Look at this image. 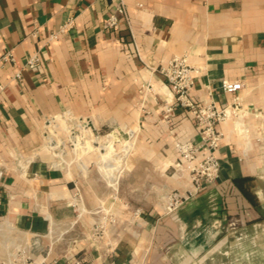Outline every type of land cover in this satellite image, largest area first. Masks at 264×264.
<instances>
[{"label": "crops", "instance_id": "1", "mask_svg": "<svg viewBox=\"0 0 264 264\" xmlns=\"http://www.w3.org/2000/svg\"><path fill=\"white\" fill-rule=\"evenodd\" d=\"M112 14L114 30L104 26ZM8 51L14 65L0 64V223L31 237L62 228L59 254L73 258L56 264H221L225 223L257 215L262 202L264 0H0V57ZM35 52L41 64L30 69ZM180 56L195 69V105L223 108L236 96L241 109L218 125L219 177L198 192L173 168L174 143L197 141L194 120L176 106L164 112L173 98L159 69ZM222 81L243 89L222 93ZM66 113L83 118L80 141L112 130L100 161L115 143L120 168L107 159L90 169L52 166L40 151L43 123ZM238 178L252 179L256 208L233 185ZM171 195L179 205L168 211ZM107 211L118 221L111 250L89 238Z\"/></svg>", "mask_w": 264, "mask_h": 264}, {"label": "built area", "instance_id": "2", "mask_svg": "<svg viewBox=\"0 0 264 264\" xmlns=\"http://www.w3.org/2000/svg\"><path fill=\"white\" fill-rule=\"evenodd\" d=\"M118 14H123L124 8L122 3L116 8ZM118 23L117 16L112 14L104 22V26L109 29L116 28ZM63 30V29H62ZM53 35L52 38H55ZM0 64H10L14 65V58L11 53L5 52L0 57ZM41 64L39 52H35L26 61V67L30 69L38 68ZM195 69L192 68L186 61L185 58L174 57L168 64L163 68L159 69V74L163 78L165 84L169 88L172 94V102L165 107L164 112L170 113L174 110V107H179L181 109L187 110L192 116L195 124V129L197 133V141H178L174 143V150L178 154V161L175 163L174 167L177 171H184L188 175V179L195 192L203 190L206 185L214 183L220 172V164L215 156V152L218 149L220 142L222 141V133L218 130V125L226 120H229L241 112L239 100L235 96L233 102L225 105L223 108H219L213 103L212 100L203 102L200 106L195 105L189 97V91L193 87V74ZM14 79L17 81L21 80V75L19 72L15 73ZM243 85L241 82L234 81H222L218 87L220 92L225 94H236L241 91ZM3 92V86H0V104L1 96ZM70 115L69 113L63 114L60 117H50L46 119L42 127V145L49 149V151H56L58 148L57 144L52 142L50 139L52 129L56 130L60 126V122ZM71 116V115H70ZM57 118V119H56ZM83 118H78V126L80 127V120ZM52 120H56L57 125L50 124ZM58 120V121H57ZM86 120V119H84ZM82 120V121H84ZM81 128V127H80ZM51 130V131H50ZM82 131V129H81ZM96 134V132H95ZM97 136V134H96ZM109 136V135H107ZM106 136V138H108ZM98 137V136H97ZM74 139V138H73ZM72 152H76V147L71 143ZM74 155V153H72ZM67 156L64 152L60 151L57 155H52L53 159L56 160V164L53 167H64L67 168L68 164L63 161V157ZM36 157L35 154H31L28 157L19 159L17 164L21 162L24 164H30L34 161ZM62 157V158H61ZM59 159V160H58ZM62 164V165H61ZM81 169V168H80ZM3 178V171L0 170V183ZM169 206L166 210H173L179 205V198L176 195L169 196ZM100 221L93 229V234L90 235L91 244L90 246L105 245L108 250L112 249L111 237L113 234H108L116 224L117 217L110 212H105ZM46 221L53 225L50 217L46 218ZM7 222H1L0 225H6ZM8 224V223H7ZM10 230L16 231L10 224ZM57 228V227H53ZM9 230V229H8ZM18 232V231H16ZM25 235V234H24ZM61 236V235H60ZM38 237V236H34ZM44 239L46 236H39ZM37 243V242H33ZM67 254H59L53 256L49 259L51 255L50 251L43 256L33 257V256H22L20 260H16L12 264H56L62 258L72 259V255L67 257ZM75 264H79L78 261H74Z\"/></svg>", "mask_w": 264, "mask_h": 264}, {"label": "rangeland", "instance_id": "3", "mask_svg": "<svg viewBox=\"0 0 264 264\" xmlns=\"http://www.w3.org/2000/svg\"><path fill=\"white\" fill-rule=\"evenodd\" d=\"M81 129L78 126V117L66 115L63 121L60 122L59 128L56 130L52 129L49 139L57 144L58 148L56 151H49L43 145L40 151L48 155L52 165L59 162H56L52 155H57L62 151L67 156L61 158L68 164V167H87V169H90L93 165L88 164V162H97V166H104V162L107 159V161L114 162V165L120 168L122 160L120 154H117V144L115 143H113V150L109 146L108 151L110 153L105 159L102 158V161H100V154L105 153L107 149L103 147L110 143L109 138H106V136L112 130L96 129L97 139L93 138V135H88L85 139L81 138L80 141L77 135L82 132ZM74 136L75 140L73 139ZM123 137L126 140V137ZM117 139L120 140V137L118 136ZM71 143L76 147V152H72ZM114 154L115 156L113 157ZM94 155L96 159H91L90 156ZM173 168L176 170L175 167ZM260 197L262 202L261 207L258 208L257 215L251 212L247 213V217L243 216L237 221L232 222L230 220L225 223V234L220 240L222 244L219 249L222 255L218 257L221 264H264V186ZM241 215L244 214L242 213ZM61 232H63L62 228L60 230L59 228L58 230L54 229L50 232L48 238L42 239L39 236L31 237L19 231L7 230L5 226L0 225V264L15 263L16 260H20L22 256L26 255L34 258L38 256L45 257L48 251H50L51 255L53 253L59 254L60 244H62L59 240ZM67 234H73V232L71 231ZM46 240H48V245L45 243ZM34 241L37 243H33Z\"/></svg>", "mask_w": 264, "mask_h": 264}, {"label": "trees", "instance_id": "4", "mask_svg": "<svg viewBox=\"0 0 264 264\" xmlns=\"http://www.w3.org/2000/svg\"><path fill=\"white\" fill-rule=\"evenodd\" d=\"M251 182L252 179L250 178H238L232 180L233 185L239 190L242 198L247 202V204L252 208H256L258 203L250 190Z\"/></svg>", "mask_w": 264, "mask_h": 264}, {"label": "bare ground", "instance_id": "5", "mask_svg": "<svg viewBox=\"0 0 264 264\" xmlns=\"http://www.w3.org/2000/svg\"><path fill=\"white\" fill-rule=\"evenodd\" d=\"M4 226L6 227L7 230H8V229L10 230V226H6V225H4Z\"/></svg>", "mask_w": 264, "mask_h": 264}]
</instances>
